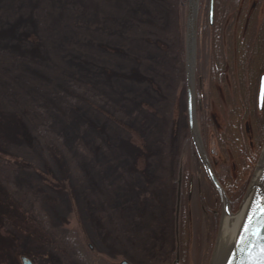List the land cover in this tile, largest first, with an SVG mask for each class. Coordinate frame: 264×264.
<instances>
[{
    "label": "rangeland",
    "instance_id": "1",
    "mask_svg": "<svg viewBox=\"0 0 264 264\" xmlns=\"http://www.w3.org/2000/svg\"><path fill=\"white\" fill-rule=\"evenodd\" d=\"M198 11L203 21L208 0ZM181 24L177 0H0V264H85L67 237L73 226L114 260L106 264L177 253L180 264H214L222 207L207 225L209 202L194 189L184 238L176 216L188 126ZM208 30L196 42L205 73L216 56ZM255 59V73L243 81L236 66L234 80L257 106L264 63ZM201 98L223 129L227 106L205 84ZM213 133L208 149L221 160ZM188 162L211 190L196 155ZM242 198L230 201L234 213Z\"/></svg>",
    "mask_w": 264,
    "mask_h": 264
},
{
    "label": "trees",
    "instance_id": "2",
    "mask_svg": "<svg viewBox=\"0 0 264 264\" xmlns=\"http://www.w3.org/2000/svg\"><path fill=\"white\" fill-rule=\"evenodd\" d=\"M177 1L182 16L181 37L179 36L182 41L185 35L187 0ZM207 26L208 24L206 17L203 21L201 19L199 20L198 41L200 36H202L203 34L202 31L204 30V27L207 28ZM209 33V43H213V47L216 51L217 56L215 26ZM181 54V58L183 60L182 80L184 93L186 96V76L184 70L185 50L183 44L181 45ZM216 56H213L212 58L209 56V59L206 63L208 64L206 73L205 70L199 69V65L197 64V75L199 76V78L207 79L208 84L210 85L209 88L211 91V96L215 98V101L219 108L221 106H227L228 111H222L225 121L223 129L220 127L221 124L216 120V116L209 115L207 104H204L205 100L203 101V99L201 98L203 92L201 79L198 80V85L200 86V88H198L197 91L198 116L204 143L210 154L213 168L216 171L217 176L221 179L222 184L226 186V189L229 187L227 189V192L230 197L238 200L241 199L246 190L250 175L256 164L261 147L264 143V110L261 112L258 111L257 106L255 105L256 102L254 100V92H252L251 90L246 92V94L244 92L242 94L235 92L236 85L234 79L236 77L234 75V72L236 70V66L239 70V77L243 81H247L249 75L255 73L254 68H252L250 64L251 60L254 58L252 56H255V54H253V51L248 52L246 56H242V60L239 59L237 63L231 60L228 61L227 64L230 66L228 71H226L224 62H219ZM228 80H230V82L232 83L231 85L228 84ZM229 87H231L232 90ZM219 110H221V108ZM15 115L18 118L24 116L23 112L21 111L15 112ZM213 132L216 134V143L218 147L221 148L219 149V151L221 150V153H223V158H221V160H218L217 156H212L217 153L215 147H213L210 151L208 149L207 134ZM182 149V157L180 160L179 169H182L184 175L188 177L192 173L190 168L188 167L190 166V161L188 162V160L189 158H191V156L196 155L195 148L188 131V126L185 132V137L183 139ZM197 163L198 172L202 167H200L199 161ZM49 181L53 185L57 184L54 180ZM217 198V194H214V200L212 199L211 207L213 209H218L219 211L220 203ZM41 215L44 216V214L42 213ZM179 218V228L181 226L184 229V232H182L183 235H181L184 238V236L186 235L185 232L187 229V220L189 218V214L184 203L182 204ZM67 237L69 238L72 246L76 249L78 256L83 260L85 264H106V260H109L108 257L104 256L101 253H96L95 250L90 247V245L87 243L86 233L84 231L82 233V231H80L79 229V226H73L69 228ZM109 261L114 262V260Z\"/></svg>",
    "mask_w": 264,
    "mask_h": 264
},
{
    "label": "water",
    "instance_id": "3",
    "mask_svg": "<svg viewBox=\"0 0 264 264\" xmlns=\"http://www.w3.org/2000/svg\"><path fill=\"white\" fill-rule=\"evenodd\" d=\"M188 15L186 22L185 52H186V93H187V114L189 130L194 142L197 154L203 164L205 172L218 192L222 205V218L224 214L234 217L241 213V219L237 224L233 237L224 258L219 264H250L249 251L257 238L252 234V230L261 225L264 221V145L259 154L257 163L253 170L248 187L244 193L239 209L234 213L230 206V200L224 191L220 181L217 179L210 160L205 151L200 135L197 117H196V46H197V28H198V8L200 0H188ZM214 19V0L209 3V20L212 23ZM259 109H263L264 104V75L260 79L259 88ZM259 202V204L257 203ZM252 218V225L248 231H245L248 218ZM221 226V225H220ZM264 227V225H262ZM264 235V233H262ZM220 236V233H219ZM219 240V239H218ZM219 244V241H218ZM218 244L214 264H217ZM23 264H32L30 259L22 257ZM120 264H131L123 260Z\"/></svg>",
    "mask_w": 264,
    "mask_h": 264
},
{
    "label": "flooded vegetation",
    "instance_id": "4",
    "mask_svg": "<svg viewBox=\"0 0 264 264\" xmlns=\"http://www.w3.org/2000/svg\"><path fill=\"white\" fill-rule=\"evenodd\" d=\"M215 8H214V20L211 23L209 20L208 11L206 12L207 19V28L209 29L207 32L208 39H210V31L215 26L216 33V45H217V60L219 62H224L226 66V71L229 69L228 61H234L235 63L238 60H242V56H246L248 52H252L256 58L255 60L262 61L264 63V0H214ZM209 5V0H208ZM229 17V18H228ZM229 20V21H228ZM206 27H204L203 34H206ZM228 45V50L226 46ZM229 48L232 56H229ZM253 58V59H254ZM252 59V60H253ZM264 72L261 73L259 80L261 79ZM202 86L210 87L207 79L201 78ZM203 90V87H202ZM258 101V99H257ZM264 110V109H263ZM226 176V175H225ZM219 178V177H218ZM221 181V179L219 178ZM222 183V182H221ZM211 190H203V183L198 182L196 185L194 183V174H190L188 177L184 175V172L178 173V182L176 187V203L180 204V211L182 209V204L186 205V209H188V224L191 226L193 222L192 218V194L193 190L197 191L196 201L203 200L206 198L209 202L207 209L201 210L205 218H207V225L209 221L212 219L218 222V218H216L218 209H213L212 199L214 200V196L211 194H217L214 190L213 186L209 183ZM223 185V184H222ZM224 186V185H223ZM226 189V186H224ZM229 188V187H228ZM227 188V189H228ZM226 189V191H227ZM230 196V195H228ZM216 199V198H215ZM218 199V198H217ZM232 203H237L238 200H235L230 197ZM198 201V203H200ZM180 214V212H179ZM207 214V215H206ZM212 218H208V217ZM215 217V218H214ZM178 224L180 218H177ZM216 224V223H215ZM180 232L177 233V244L181 247L180 240ZM23 257V256H22ZM21 257V258H22ZM127 260V259H124ZM129 261V260H127ZM181 255L180 253L176 254V257L173 259L171 256L169 259H165L159 264H180ZM22 262V261H21ZM133 264L131 261H129Z\"/></svg>",
    "mask_w": 264,
    "mask_h": 264
},
{
    "label": "bare ground",
    "instance_id": "5",
    "mask_svg": "<svg viewBox=\"0 0 264 264\" xmlns=\"http://www.w3.org/2000/svg\"><path fill=\"white\" fill-rule=\"evenodd\" d=\"M241 219V213L237 214L234 217L224 214L220 227V236L218 244V258L217 264L221 263L222 259L225 256V253L229 247V243L233 237L234 231Z\"/></svg>",
    "mask_w": 264,
    "mask_h": 264
},
{
    "label": "snow or ice",
    "instance_id": "6",
    "mask_svg": "<svg viewBox=\"0 0 264 264\" xmlns=\"http://www.w3.org/2000/svg\"><path fill=\"white\" fill-rule=\"evenodd\" d=\"M264 198V197H262ZM259 204V202H257ZM252 225V218L249 217L246 225L244 226L245 231H248ZM264 221L261 225H257L253 230L252 234L257 238V242L252 245L249 251L250 264H264Z\"/></svg>",
    "mask_w": 264,
    "mask_h": 264
}]
</instances>
